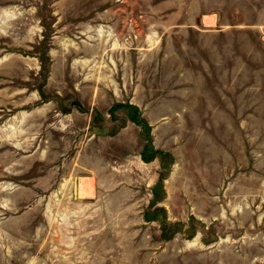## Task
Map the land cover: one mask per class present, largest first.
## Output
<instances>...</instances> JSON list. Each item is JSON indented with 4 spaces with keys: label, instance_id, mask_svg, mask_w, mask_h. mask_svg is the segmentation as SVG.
<instances>
[{
    "label": "rangeland",
    "instance_id": "obj_1",
    "mask_svg": "<svg viewBox=\"0 0 264 264\" xmlns=\"http://www.w3.org/2000/svg\"><path fill=\"white\" fill-rule=\"evenodd\" d=\"M0 264H264V0H0Z\"/></svg>",
    "mask_w": 264,
    "mask_h": 264
}]
</instances>
